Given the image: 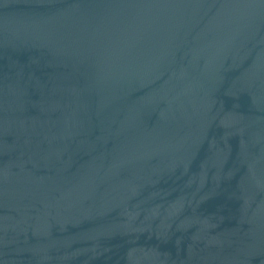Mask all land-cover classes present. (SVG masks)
<instances>
[{
	"label": "water",
	"instance_id": "1",
	"mask_svg": "<svg viewBox=\"0 0 264 264\" xmlns=\"http://www.w3.org/2000/svg\"><path fill=\"white\" fill-rule=\"evenodd\" d=\"M0 264H264V0H0Z\"/></svg>",
	"mask_w": 264,
	"mask_h": 264
}]
</instances>
